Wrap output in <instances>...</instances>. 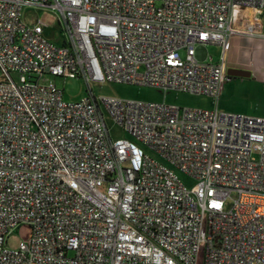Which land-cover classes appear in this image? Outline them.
I'll list each match as a JSON object with an SVG mask.
<instances>
[{"label":"built area","instance_id":"1","mask_svg":"<svg viewBox=\"0 0 264 264\" xmlns=\"http://www.w3.org/2000/svg\"><path fill=\"white\" fill-rule=\"evenodd\" d=\"M26 7L59 11L61 43ZM263 14L264 0H0V264H264V117L218 108L232 78L208 50L264 39ZM54 76L88 94L65 101ZM93 82L216 108L97 97Z\"/></svg>","mask_w":264,"mask_h":264},{"label":"rangeland","instance_id":"2","mask_svg":"<svg viewBox=\"0 0 264 264\" xmlns=\"http://www.w3.org/2000/svg\"><path fill=\"white\" fill-rule=\"evenodd\" d=\"M59 11L47 8L26 7L22 11L23 21L29 25H36L43 22L44 35L53 42L61 43V27L58 22ZM264 22V16L262 18ZM208 50L214 61H221L225 52L220 45H209ZM1 79V71H0ZM59 89L64 92V100L73 102L80 100L88 94L89 86L81 78L52 77ZM91 89L97 97L116 96L125 99L146 100L154 102H166L180 107L215 109L214 100L206 95L182 93L173 90H163L150 86H139L126 83L105 82L91 83ZM227 108H225V106ZM218 108L224 111H232L254 117H264V82L259 81L252 75L249 78H232L227 81L221 90L218 99ZM112 134L114 138L126 136L120 128L114 127ZM185 182L188 179L183 178ZM31 236V227L21 225L10 234L7 245L16 249L21 241L28 240ZM198 264H203V254L200 255Z\"/></svg>","mask_w":264,"mask_h":264},{"label":"crops","instance_id":"3","mask_svg":"<svg viewBox=\"0 0 264 264\" xmlns=\"http://www.w3.org/2000/svg\"><path fill=\"white\" fill-rule=\"evenodd\" d=\"M262 23L264 31L263 20ZM225 54L226 62L229 66L249 69L255 78L264 82V39L242 36L233 37L228 41ZM225 108L227 107L225 106ZM229 112L232 111L229 110Z\"/></svg>","mask_w":264,"mask_h":264},{"label":"water","instance_id":"4","mask_svg":"<svg viewBox=\"0 0 264 264\" xmlns=\"http://www.w3.org/2000/svg\"><path fill=\"white\" fill-rule=\"evenodd\" d=\"M227 74L231 78H249L252 76V71L246 68L229 66Z\"/></svg>","mask_w":264,"mask_h":264}]
</instances>
